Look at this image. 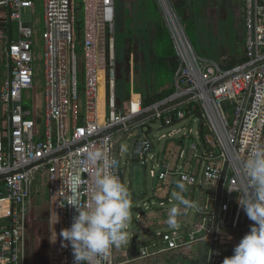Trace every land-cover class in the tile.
Returning a JSON list of instances; mask_svg holds the SVG:
<instances>
[{
    "label": "built area",
    "instance_id": "1",
    "mask_svg": "<svg viewBox=\"0 0 264 264\" xmlns=\"http://www.w3.org/2000/svg\"><path fill=\"white\" fill-rule=\"evenodd\" d=\"M116 1L84 0L80 42L76 0H43L42 127L37 110L24 105L25 94L35 86L36 45L34 28L23 21L22 10L33 9L35 2L0 0V16L18 24L17 39L11 42L8 30H0V39L8 43L4 49L7 67L0 87V108L5 118L0 138V176H6L0 181V264H28L26 205L41 177L47 178L54 220L48 262L76 264L71 245L62 247L59 235L62 229L71 227L78 215L75 208L66 204L69 196L63 181L74 173L80 174L84 181L79 196L83 208L90 202L98 168L87 160L89 150L106 147L117 160L115 172L125 185L124 141L137 138L133 152L148 169L150 161L158 160L154 153L155 133L167 131L158 140H174L185 131L175 126L184 122L199 125L196 137L200 142L193 141L190 151L200 160L201 180L159 160L157 165L152 164L151 177L166 186L187 178L188 186L213 191L206 208L197 212L199 220L194 226L161 234L156 249L142 248L140 258L199 243L217 244L221 231L246 222L253 224L237 201L244 183L240 162L247 158L253 143L264 145V0H244L245 61L229 69L200 57L180 20L165 9L180 62L175 76L176 91L149 106H143L141 99H131L126 108L118 97ZM102 76L104 108L100 93ZM188 96L191 98L180 106L160 112L166 104ZM151 112L155 115L132 127L126 126ZM120 126L124 127L121 132L108 134ZM149 128L151 133L147 134ZM184 157L182 152L180 158ZM96 259L100 264H114L113 248L107 258Z\"/></svg>",
    "mask_w": 264,
    "mask_h": 264
},
{
    "label": "rangeland",
    "instance_id": "2",
    "mask_svg": "<svg viewBox=\"0 0 264 264\" xmlns=\"http://www.w3.org/2000/svg\"><path fill=\"white\" fill-rule=\"evenodd\" d=\"M41 1L42 0H34L35 7L33 9H23L22 19L26 23H31L34 30L37 31L35 35L36 46L34 62L35 86L34 90L25 94L24 105L31 110H37L40 123L43 127L45 78L44 42L42 34L44 31V14ZM165 5H168L169 12L180 20L196 53L200 57L214 61L222 66V64L231 62V60L239 61L245 56V18L243 1L186 0L181 6L182 10L178 8L177 12L173 9L170 0H117L116 32L117 39L122 38V45L117 49L118 70L120 72V78H118V97L121 104L126 102L128 96L131 94L130 89L132 85L134 86L133 92L135 95L141 94L142 97L149 96L154 89L162 92L170 89L173 85L175 72H170L167 66L170 67L171 65V70H173V58L176 53L174 51L173 40L167 22ZM232 7H234V9ZM215 9L218 10V12L212 11L210 13L211 10ZM183 10L184 12H182ZM157 20L160 23H158ZM12 26L13 38L17 39L18 24L13 23ZM7 46L8 43L4 39H0V82L2 78L1 74L6 70L4 49ZM147 57L152 58L154 61H147ZM167 59H172V61H166ZM132 60H134L135 63L129 64L128 61L131 62ZM198 126L196 122H184L177 125L175 129H185L183 132L187 134L192 130V135L196 138ZM183 132L177 138H181ZM166 133L167 131L155 133L154 139L157 142V149L160 152L165 150L168 140L158 141V138ZM128 146L129 142L125 141L124 147H126L127 150L123 155L122 163L123 170L126 173L124 176L125 186L132 200V223L129 226V228L132 229L137 224L138 215L146 210L144 203H147L148 207L154 206L159 208L160 201L167 199L169 190L168 187H159L151 177L150 169L152 164L157 165L158 160L149 162L146 176H144L142 164L135 160L132 165V192L129 188V184L131 183V168L130 165H125L128 159ZM36 184H39V186L47 185V178H39ZM146 189L147 192L145 193ZM43 190L40 189V194L37 193L36 198H43ZM176 190L177 187L172 189L169 194V198L173 200V204H168L166 207L168 209L177 203L173 195ZM144 193L145 198L143 203L138 204L133 201V194L141 197ZM33 205L31 218H36V215L40 211H43V215L49 213V206H47L48 204L46 202L42 204V207L39 206L42 208L41 210L38 209V204L35 202ZM140 207L141 209H139ZM183 215L184 212L181 211L178 221L183 219ZM191 216H195L194 211L191 212ZM165 219L166 221L168 220V214L165 215ZM40 222L41 218L39 217V224ZM37 223L38 219H35L33 227L32 224H30L28 230V234L30 235L28 238L33 239L32 232H34V227ZM41 227L45 229L43 230V234H35V236L40 239L39 244L34 243V240L30 239L28 247L32 245L34 249L31 256L33 260L37 262L36 264H48L49 225H41ZM158 232L159 230L152 232L151 236L156 237ZM129 241L134 242L130 236ZM41 246H43L42 251ZM28 260L30 262V256H28Z\"/></svg>",
    "mask_w": 264,
    "mask_h": 264
},
{
    "label": "clouds",
    "instance_id": "3",
    "mask_svg": "<svg viewBox=\"0 0 264 264\" xmlns=\"http://www.w3.org/2000/svg\"><path fill=\"white\" fill-rule=\"evenodd\" d=\"M87 160L98 165L90 202L82 208L79 196L84 181L79 173L63 181L69 196L66 204L75 208L78 215L73 218L71 227L62 229L59 235L62 247L71 245L76 264H92L94 260L95 264H100L96 258H107L113 247L129 243L132 200L115 172L118 162L106 147L89 150ZM240 164L244 183L237 202L253 226L235 247L234 255L226 257L223 264H264V145L253 143L247 158ZM177 187L179 191L173 194L177 203L169 209L167 220L173 229L180 226L181 206H193L183 195L187 191V178Z\"/></svg>",
    "mask_w": 264,
    "mask_h": 264
},
{
    "label": "crops",
    "instance_id": "4",
    "mask_svg": "<svg viewBox=\"0 0 264 264\" xmlns=\"http://www.w3.org/2000/svg\"><path fill=\"white\" fill-rule=\"evenodd\" d=\"M186 0H170L172 7L175 11L178 12V8L181 9L182 4L185 2ZM191 1V0H190ZM239 2L243 1L244 4V0H237ZM42 2V9H43V0ZM77 5H79L80 3H82V15H84V11H83V2L84 0H76ZM217 3V2H215ZM234 9V7H232ZM182 10V9H181ZM245 10V8H244ZM186 11V10H185ZM212 11H217L218 10H211L210 13ZM127 12V11H126ZM184 12V10L182 11ZM44 14V11H43ZM179 14V13H178ZM128 16V14H127ZM129 19V18H128ZM127 19V20H128ZM44 21V19H43ZM158 21V20H157ZM128 22V21H127ZM158 23H160L158 21ZM156 24V22H155ZM9 33V32H8ZM122 35V34H121ZM160 38V37H159ZM13 40H16L13 38V33L12 35L9 33V38H8V42H11ZM6 41V40H5ZM7 42V41H6ZM5 53V51H4ZM6 58V55H5ZM129 60V59H128ZM144 60V58H143ZM147 61H154L152 58H146ZM145 61V60H144ZM166 61H172V59H167ZM129 64L131 63H135L134 60H132L131 62L128 61ZM133 65V64H132ZM173 70H171V65L170 67H168L167 65V69L170 70V72H175L174 73V79H173V85L170 89L165 90V91H157V89H154L153 92H151L149 94V96L152 95H156V94H160L169 90H173L174 92L176 91L175 88V76L179 70L180 67V62L177 58V56L175 55V57L173 58ZM7 67V58H6V65L5 68ZM147 67V66H146ZM2 75V74H1ZM118 76L120 78V72L118 70ZM101 88H102V94L104 95V83L102 80V84H101ZM0 87H1V82H0ZM134 86H131V91H130V95L128 96L126 102H124L122 104L123 107H127V103L129 102V100L131 99H141L142 102L144 100V98L148 97V96H144L142 97L141 94H137L135 95V93L133 92ZM101 91V90H100ZM140 95V97H139ZM172 95V94H171ZM170 95V96H171ZM138 96V97H136ZM43 107H44V103H43ZM102 107L104 108V103H103V96H102ZM0 112H1V119H2V131L0 133V138L2 137L3 131H4V121L5 118L3 117L1 108H0ZM189 123V122H188ZM181 124V123H180ZM179 125V124H178ZM176 127V126H175ZM189 135H187L186 137L183 135L181 138H176L174 140H170L167 142L166 144V148L163 152L158 151L157 149V144L155 145V149H154V153L158 156V160L161 163H165L170 165L172 168H178L181 169L185 172L191 173L192 175H197L198 179L201 180V173H202V168L200 166V160H198L195 155L193 154L192 151H190L191 149V145L193 141H197V137L195 138L192 135V130L191 132L188 133ZM180 136V135H178ZM197 136V133H196ZM126 138V136H125ZM124 138V139H125ZM131 138H136V137H130L129 140H127L129 142V146H128V159L127 162L125 163L126 166L130 165L131 168V183L129 184V188L132 190L133 192V187H132V165L133 162L139 161L140 164H142L143 166V170H144V176H146L147 173V168L146 166L141 162V160L134 154L133 152V148L132 147V153L130 154V150H131V144H130V139ZM202 141H204V137L202 134ZM123 140V139H122ZM158 141H162V140H158ZM125 142V141H124ZM157 143V142H156ZM135 144V143H134ZM124 146V144H123ZM126 147H125V152H126ZM184 152L185 157L184 158H180V154ZM182 160V162H181ZM124 175L126 174L125 171L123 170ZM157 185L161 188H166V187H170V185L166 186V185H162L160 184L158 181H156ZM178 180H176L174 182L175 186L178 184ZM171 184V183H170ZM162 185V186H161ZM43 187V188H42ZM40 189L43 190L44 193L43 194V198H36L37 193L40 194ZM192 188L190 186L187 185V191H189L188 197L191 198V190ZM202 190V194H203V202H202V206L203 209L206 208V203L208 202V198L211 196L212 191L210 188H200L199 186L197 187L196 190V201L199 198V193ZM177 192V191H176ZM186 195V192L183 194ZM135 197L137 199L141 198L135 195ZM40 199V200H39ZM38 204V207H42L43 203H47L49 206V213H47L46 219H47V225H49V244H48V249H49V245H50V239H51V233H52V228H53V217L51 216V206H50V199L48 197V188L47 185H42L39 186V184H35L33 187V193H32V197L30 198V200L28 201L27 205H26V211L28 214V228L30 226V224H32L33 227V222L35 221V219H38L39 221V217L42 219L43 216V211H40L37 215L36 218H31L32 215V207L34 206L33 203ZM38 208V209H42V208ZM167 205H164L162 203H160V207L156 208L154 206L148 207L146 210L149 214L148 219H146L142 224H143V229L147 231V233L145 234V237L143 239V241H141L142 239L139 238L137 239V243L136 245H130V244H125L119 248L113 247V263L114 264H212V248L213 245L208 244V243H199V244H195L177 251H171V252H167L164 254H160L157 255L155 257H151V258H146V259H141L140 258V250L144 247L150 248L151 250H155L156 247L159 245V236L165 232H168L170 230H172L173 228L169 227V225L167 224V221L165 219V215L168 214L169 209L166 208ZM166 208V209H165ZM39 216V217H38ZM187 216V215H186ZM196 214L194 217L190 216L191 219L190 222L188 221V219L186 217H183V219L181 220V222H184L185 224L183 225L185 228H190L192 226H194L197 222L195 221L196 219ZM253 226V224H249V222L244 223L243 225H240L237 228H231V229H227L224 231H221L219 233V240L216 244V249H215V254H214V263L213 264H223V260L226 257H231L234 255V249L235 247L239 244V242L241 241V239L250 232L251 227ZM31 227V228H32ZM150 228L153 229H158L159 232L157 233L156 237H152V232ZM152 229V230H153ZM29 230V229H28ZM156 230V231H158ZM36 228L34 227V232H32L33 236L31 238H28L27 241V254L28 256H30V262L28 260V264H36L37 262L35 260H33L32 258V254H33V248L32 245L30 247H28L29 245V240H34V243L39 244V238L37 236H35ZM30 234H28L27 237H29ZM38 241V242H35ZM33 242V241H32ZM43 246H41V251H42ZM31 252V253H30ZM35 262V263H34ZM49 264V262H48Z\"/></svg>",
    "mask_w": 264,
    "mask_h": 264
},
{
    "label": "water",
    "instance_id": "5",
    "mask_svg": "<svg viewBox=\"0 0 264 264\" xmlns=\"http://www.w3.org/2000/svg\"><path fill=\"white\" fill-rule=\"evenodd\" d=\"M165 7H166V10H169V8H168L169 6L168 5H165ZM12 24L13 23H12L11 20H9L8 18H6L4 16L3 17L0 16V30H8V32L12 35V33H13V28H12L13 26H12ZM190 98H191V96L184 97V98H180V99H176V100H174V101L166 104L165 106L161 107L160 108V112L168 111V110H170L172 108L178 107L181 104H183L185 101L189 100ZM154 115H155V112H151V113H148V114H144V115H142V116H140V117H138V118H136L134 120L129 121L126 126L127 127H132L135 124L140 123V122H142V121H144V120H146V119H148V118H150V117H152ZM123 129H124V127L123 126H120V127H117L115 129L109 131L108 134H110V133H116V132H121ZM150 133H151V129L149 128L147 134H150ZM127 137H128V135H126V138ZM119 140H122V138H120ZM136 141H137V138H131L130 139V144H131L130 154L132 153V147L134 146V143ZM5 178H6V176H0V181H3ZM153 180L156 182V179H153ZM175 187H177V185L175 186L174 181H173L170 184V187H168L169 194H170L171 190L174 189ZM191 188H192L191 189L192 190L191 191V198H189L188 197V194H187L189 191H186V195H184V196H185L186 199H188L190 201V203L193 206L192 207L181 206V211L184 212L183 217H186L189 222H190L189 219H191L190 218L191 212L194 211L195 214L197 215L195 221L198 222L199 215H198L197 212L200 210V208L202 206L203 194H202V190H201V192L199 193L200 194L199 195V198L196 201V190H197V186L194 185ZM176 191H179L178 187H177V190ZM146 192H147V189L145 190V193ZM145 193L139 199H137L135 197V195L133 194V201L136 202V203H138V204L143 203L144 202L143 200L145 198ZM169 194H168L167 199L160 201V203H162L164 205L173 204V200L169 198ZM144 207H145V209H147L148 208V204L147 203H144ZM139 209H141V207ZM148 217H149V214H148L147 210H145V212H142L141 214L138 215V220H137L136 226H134V228H132V229H130V228L128 229V231L130 233L129 236L132 237V239L134 240V242L129 241L128 244H130V245H136V243H137L136 241L139 238H141L142 239L141 241H143V239H144L145 234L147 233V231L142 228L143 227V224L142 223L146 219H148ZM184 224H185L184 222L179 221V225H180L179 227H182ZM152 229L153 228H150L151 231L158 230L157 228L156 229H153V230ZM215 249H216V244H213V248H212V264L214 263Z\"/></svg>",
    "mask_w": 264,
    "mask_h": 264
},
{
    "label": "trees",
    "instance_id": "6",
    "mask_svg": "<svg viewBox=\"0 0 264 264\" xmlns=\"http://www.w3.org/2000/svg\"><path fill=\"white\" fill-rule=\"evenodd\" d=\"M81 12H82V3L77 5V20H76V30H77L78 39H79L80 42L83 39V15H82ZM36 32L37 31L34 30L35 35H36ZM121 39L120 38L117 39V49H119V47H121V45H122ZM244 61H245V56L239 61L231 60V62H227L226 64H222V67L224 69L233 68L235 66H238V65L242 64ZM173 93H174V89L166 91V92H163V93H160V94L148 96V97L144 98L143 106H149V105H151V104H153V103H155L157 101L164 100V99L168 98ZM38 122H39V125H40L41 124L40 120ZM1 131H2V119L0 118V133H1ZM46 220H47L46 216L43 215L42 219H41L42 223L40 222V224H39V221H38V223L35 225V228H36L35 233L43 234V230H45V229L43 227H41V225H47Z\"/></svg>",
    "mask_w": 264,
    "mask_h": 264
},
{
    "label": "bare ground",
    "instance_id": "7",
    "mask_svg": "<svg viewBox=\"0 0 264 264\" xmlns=\"http://www.w3.org/2000/svg\"><path fill=\"white\" fill-rule=\"evenodd\" d=\"M102 80H103V76H102ZM101 87H102V86H101ZM100 93H101V97H102V96H103V94H102V88H101ZM101 103H102V101H101Z\"/></svg>",
    "mask_w": 264,
    "mask_h": 264
},
{
    "label": "snow or ice",
    "instance_id": "8",
    "mask_svg": "<svg viewBox=\"0 0 264 264\" xmlns=\"http://www.w3.org/2000/svg\"><path fill=\"white\" fill-rule=\"evenodd\" d=\"M133 110L135 111V106H133Z\"/></svg>",
    "mask_w": 264,
    "mask_h": 264
}]
</instances>
